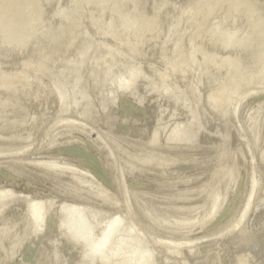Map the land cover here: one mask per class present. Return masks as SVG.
<instances>
[{
  "label": "rangeland",
  "instance_id": "obj_1",
  "mask_svg": "<svg viewBox=\"0 0 264 264\" xmlns=\"http://www.w3.org/2000/svg\"><path fill=\"white\" fill-rule=\"evenodd\" d=\"M38 1L33 22L42 17L43 24L31 21L29 28L0 9V264H141L143 250L132 242L137 235L152 253L146 264H264V0L255 6L254 0L248 6L245 0H133L142 19L131 0ZM123 2L137 22L129 19L132 12L118 16ZM229 4L241 10L232 12ZM256 6L263 17L253 18ZM206 7L215 14L204 21ZM191 8L199 11L193 15ZM146 11L156 17L153 29ZM70 70L78 79L66 78ZM34 204L41 207L39 226L31 217ZM115 216L127 246L116 251L109 243L111 258L92 259L91 246ZM127 227L134 238L122 232Z\"/></svg>",
  "mask_w": 264,
  "mask_h": 264
},
{
  "label": "bare ground",
  "instance_id": "obj_2",
  "mask_svg": "<svg viewBox=\"0 0 264 264\" xmlns=\"http://www.w3.org/2000/svg\"><path fill=\"white\" fill-rule=\"evenodd\" d=\"M40 1H41V0H40ZM97 1H98V0H97ZM97 1H96V2H97ZM102 1H103V0H102ZM114 1H115V0H113V2H114ZM125 1L127 2L128 0H125ZM125 1H124V2H125ZM215 1H216V0H215ZM215 1H214V2H215ZM217 1H218V2H217ZM217 1H216V2L219 3V0H217ZM221 1H222V0H221ZM234 1H235V0H233L232 3H233ZM238 1L241 2L242 0H238ZM243 1H244V0H243ZM243 1H242V4H243ZM245 1H246V3H247V6H248V2H249V1H247V0H245ZM250 1H251V0H250ZM255 1H257V0L251 1V2L254 3V6L256 5V2H255ZM260 1H261V0H258L257 3H259ZM38 2H39L38 0H0V9L2 8V11H4V14H3V15H5V12H7V11H11V12L13 13V14L11 15V18H13V17H12L13 15L16 16V17H18V19H21V25H22L23 27H24V26H27V27H28V26L30 25L31 21L33 22V18L35 17V15H36V17H38V15H40V14L38 13L39 10H40L39 5H38ZM49 2H50V0H49ZM49 2L47 1V3H49ZM81 2H82V0H81ZM84 2H85V1H84ZM99 2H100V1H99ZM124 2H123V5H121L122 2H120L121 4H118V5L121 6V8H122V7H124ZM129 2L131 3V2H133V0H131V1H129ZM135 2H136V1H134V3H133V4H134V6H133V10H134V11L136 10V12H138V13L135 14V12L132 11V7H131V9L129 10V12H130V11L132 12V13L130 12V13H131V17L129 18V19H131V20L133 19L132 16H134V14H135V17H136V16H139V11L141 10V9H139V10L137 11V9H135V5L137 4V3L135 4ZM206 2L209 3V0H206ZM211 2H212V6H214V8H215L216 3H215V5H213V1H211ZM223 2H224V1H223ZM226 2H227V1H225V3H226ZM236 2H237V0H236ZM236 2H234L233 4H235ZM262 2H263V4H264V1H262ZM42 3L44 4V0H43ZM77 3H78V2H77ZM111 3H112V0H111ZM194 3H195V1H194ZM194 3H193V4H194ZM198 3L200 4V1H199V2L197 1V5H196V3L194 4V5H196L195 7L198 6ZM202 3H203V0H202ZM220 3H221V2H220ZM229 3L231 4L230 0H229ZM249 3H250V2H249ZM253 3H252V4H253ZM43 4H40V5L43 6ZM107 4H108V3H107ZM109 4H110V3H109ZM115 4H117V3H114V5L112 4V5H113V6H112V9H113V7L115 6ZM127 4H128V3H127ZM131 4H132V3H131ZM131 4L128 5L129 8H130V5H131ZM133 4H132V5H133ZM204 4H205V6H207L206 3H204ZM221 4H222V3H221ZM230 4H229V5H230ZM240 4H241V3H240ZM259 4H261V3H259ZM44 5H46V4H44ZM47 5L50 6L49 4H47ZM51 5H52V4H51ZM78 5H79V4H78ZM86 5H87V3H86ZM231 5H232V4H231ZM231 5H230L229 8H231L230 10H232V12H233V10H234V6H237L236 9L240 8V6L238 7V5H233V9H232ZM249 5H250V4H249ZM257 5H258V4H257ZM53 6H54V5H53ZM119 6H118V7H119ZM128 6H127V7H128ZM190 6H191V5H190ZM200 6H201V5H200ZM202 6H203V5H202ZM205 6H203V7H205ZM220 6H221V5H220ZM227 6H228V3H227ZM243 6L246 8V10L248 9L247 6H245V5H243ZM252 6H253V5H252ZM46 7H47V6H44L43 8H46ZM116 7H117V5H116ZM116 7H114V11L116 10ZM127 7H126V8H127ZM195 7H194V8H195ZM210 7H211V6H209V8H210ZM216 7H218V6H216ZM224 7H225V6H224ZM244 7H243V8H244ZM250 7H251V5H250ZM250 7H249V8H250ZM259 7H260V6H259ZM259 7L257 8V6H256L255 11L258 10ZM261 7H262V6H261ZM43 8H42V10H43ZM121 8H120V12H119L120 15L117 13V11H115V12H116V13L118 14V16L120 17L121 14H122L123 11H124L123 14H124V16H125L126 19H127V17H128L127 15H129L130 13H127V14L125 13V12H126V11H125V7H124V10L121 9ZM129 8H127V9H129ZM201 8H202V7H201ZM214 8H210V9H212V11H213ZM219 8H220V7H219ZM225 8H226V7H225ZM227 8H228V7H227ZM88 9H89V7H88ZM191 9H192V8H191ZM206 9H207V7H206ZM206 9H202V10H203V13H202V11H200L202 14L205 13L204 16H203V15H200V12H199V15L201 16L200 18H204V17H205V18H204V19H205L204 21H206V20L208 19L209 15H211V14L214 12V11H213V12H211V14H209V10L207 9V11H208V14H207V13H206L207 11L204 12V10H206ZM221 9H223V7H222ZM42 10L40 11V13H41L42 15H44V14H48V13H47V12H48L47 9L43 10V12H46V10H47L46 13H43ZM75 10H76V9H75ZM117 10H118V8H117ZM121 10H122V11H121ZM224 10H225V9H224ZM226 10H227V12H228V11L231 12V11L228 10V9H226ZM240 10H241V9H240ZM240 10L238 9V11H240ZM242 10H243V9H242ZM244 10H245V9H244ZM248 10L251 11V9H248ZM253 10H254V8H252V14H253ZM259 10H260V9H259ZM262 10H264V6H263V9L261 8V11H262ZM49 11H50V10H49ZM85 11H86V10H85ZM193 11H196V9H192V12H191V10H190V12H191V13H194L193 15H195V12H193ZM197 11H199V10H197ZM197 11H196V12H197ZM210 11H211V10H210ZM215 11H216V9H215ZM238 11L236 12V10H235L236 13H238ZM261 11H259V14L261 13ZM56 12H57V10H56ZM127 12H128V11H127ZM133 12H134V13H133ZM140 12H141V11H140ZM142 12H143V10H142ZM142 12H141V13H142ZM146 12L148 13L149 11H146ZM183 12H184V11H183ZM227 12L225 11V13H227ZM229 12H228V13H229ZM235 12H234V13H235ZM256 12H257V11H256ZM262 12H263V11H262ZM0 13H1V12H0ZM9 13H10V12H9ZM9 13L7 12V14H9ZM84 13H85V12H84ZM84 13H83V14H84ZM141 13H140V16L143 14V13H142V14H141ZM149 13H150V12H149ZM149 13H148V14H149ZM228 13H227V15L225 14V16H227L226 18H229V16H230V15L228 16ZM236 13H235V14H236ZM37 14H38V15H37ZM51 14H52V13H51ZM51 14H50V15H51ZM64 14H65V13H64ZM74 14H76V13H74ZM88 14H89V13H88ZM117 14H116V15H117ZM123 14H122V16H123ZM144 14H145V13H144ZM148 14H147V16H148ZM213 14H215V13H213ZM216 14H217V13H216ZM219 14H220V13H219ZM221 14H222V13H221ZM230 14H232V13H230ZM254 14H255V15H254ZM254 14H253V16H254L253 18H255L256 14L258 15V12H257V13H254ZM263 14H264V13H263ZM9 15H10V14H9ZM50 15H49V17H51ZM54 15H55V14H54ZM68 15H69V14H68ZM116 15H115V16H116ZM149 15H150V17L153 18V16H151L152 14H149ZM245 15H246V14H245ZM5 16H6V15H5ZM47 16H48V15H47ZM83 16H84V15H83ZM115 16H114V18H116ZM118 16H117V18L119 19ZM140 16H139V19H142V18H140ZM143 16H144V15H143ZM145 16H146V15H145ZM147 16H146V17H147ZM202 16H203V17H202ZM206 16H208V17L206 18ZM212 16H213V15H212ZM215 16H216V15H215ZM217 16H218V15H217ZM231 16L233 17V14H232ZM231 16H230V17H231ZM235 16H236V19H237V14H236ZM235 16L233 17L234 20H235ZM240 16H241V15H240ZM260 16L263 17V15H260ZM260 16L258 15L259 18H261ZM2 17H3V16H2ZM2 17H1V20H2ZM39 17H40V16H39ZM45 17H46V16H45ZM49 17H47V18H49ZM64 17H65V16H64ZM90 17H91V16H90ZM146 17H144L145 20H146ZM193 17H195V20H196L197 15H196V16H193ZM198 17H199V16H198ZM198 17H197V18H198ZM244 17H246V16H243L242 18L244 19ZM47 18H45L46 21H47ZM51 18H53V17H51ZM51 18H50V20H51ZM117 18H116V20H117ZM120 18L122 19V17H120ZM148 18H149V16H148ZM152 18H150V20H151ZM155 18H156V17H155ZM155 18H153V22L155 23V25L152 26V29L156 26V22H155L156 20H154ZM164 18H166V17H164ZM180 18H181V17H180ZM218 18H219V16H218ZM233 18H232V20H233ZM238 18H239V14H238ZM259 18H257L256 21L259 20ZM4 19H5V17H4ZM9 19H10V17H9ZM37 19H38V18H37ZM37 19L35 18V20H34L35 22H33L34 24L38 21ZM40 19H41V21H40V22L38 21L39 23L37 22L38 24H36V25H39L40 23L43 24V21H42L43 18L40 17ZM136 19L139 20L138 17H137ZM166 19H167V18H166ZM229 19H230V18H229ZM263 19H264V18H263ZM7 20H8V18H7ZM50 20H49V21H50ZM67 20H68V19H67ZM70 20H71V19H70ZM83 20H84V19H83ZM113 20H115V19H113ZM116 20H115V22H116ZM137 20H134V21L132 20V24H133V22H135V21L137 22ZM184 20H187V19H184ZM184 20H183V21H184ZM199 20H200V19H199ZM245 20H246V18H245ZM247 20H248V19H247ZM247 20H246V21H247ZM250 20H252V17H251V19H249V21H250ZM260 20H262V19H260ZM2 21H3V20H2ZM44 21H45V20H44ZM86 21H87V20H85V23H86ZM123 21H124V20H123ZM125 21H127V20H125ZM125 21H124V22H125ZM128 21H129V20H128ZM141 21H142V20H141ZM141 21H140V23H141ZM146 21H147V20H146ZM151 21H152V20H151ZM151 21H150V22H151ZM157 21H158V20H157ZM160 21H161V20H160ZM178 21L180 22L181 20L179 19ZM190 21H191V22H195L194 19H193V21H192L191 18H190ZM196 21H197V20H196ZM202 21H203V20H202ZM204 21L202 22L203 24H205ZM225 21H226V20H225ZM225 21H223V22H225ZM227 21H228V20H227ZM229 21H230V20H229ZM240 21H241V17H240ZM240 21H239V22H240ZM5 22H6V21H5ZM5 22H4V23H5ZM118 22H119V21L117 20L116 23H118ZM121 22H122V21L120 20V23H121ZM124 22H123V27H124ZM129 22H131V21H129ZM129 22H128V23H129ZM142 22H143V21H142ZM153 22H151V23H153ZM164 22H165V21H164ZM198 22H199V24H201L200 21H198ZM198 22H197V23H198ZM250 22H251V21H250ZM253 22H254V19H253L251 25L255 23V22H254V23H253ZM257 22L260 23V21H257ZM257 22H256V24H257ZM263 22H264V21H263ZM57 23H58V22H57ZM71 23H72V22H71ZM80 23H81V20H80ZM138 23H139V22H138ZM151 23H150V25H152ZM180 23H181V22H180ZM197 23L195 22V25H196V26H197ZM259 23H258V27H259ZM8 24H9V23H8ZM78 24H79V23H78ZM125 24H127V22H126ZM134 24H135V23H134ZM145 24H147V23H145ZM181 24H182V23H181ZM193 24H194V23H193ZM199 24H198V29H199V28L201 27V25H202V24H201V25H199ZM217 24H218V23H217ZM226 24H227V23H226ZM232 24H233V23H232ZM260 24H262V23H260ZM1 25H2V24H1ZM12 25H13V24H12ZM67 25H68V23H67ZM76 25H77V24H76ZM110 25H112V23H110ZM114 25H115V24H114ZM121 25H122V23L120 24V27H121ZM127 25H129V24H127ZM141 25H144V23H143V24L141 23ZM141 25L139 24V27H141ZM158 25H159V24H157V26H158ZM179 25H180V24H179ZM179 25H176V27L179 26ZM206 25H207V23H206ZM206 25H205V28H206ZM213 25H214V24H213ZM221 25H222V24H221ZM229 25H230V24H229ZM262 25H263V24H262ZM7 26H8V25H7ZM7 26H6V28H7ZM16 26H17V25H16ZM32 26H33V25H32ZM48 26H49V24L47 23V27H48ZM65 26H66V25H65ZM79 26H80V25H79ZM129 26H131V23H130ZM144 26H145V25H144ZM144 26H143V28H144ZM182 26H183V25H182ZM196 26H195V27H196ZM23 27H22V28L19 27V28L23 29ZM35 27H36V26H34L33 28H35ZM38 27H39V26H38ZM42 27H43V25H42ZM50 27H51V26H50ZM76 27H77V26H76ZM84 27H85V25H84ZM139 27H138V25H137L136 30L134 29V31H137V28H139ZM176 27H174L175 30L173 29L175 34H176L177 32H179V29H180V27H179V29H178V27H177V29H176ZM187 27H188V26H187ZM189 27H190V25H189ZM212 27H213V26H212ZM230 27H231V25H230ZM28 28H29V27H28ZM56 28H57V27H56ZM126 28H127V27H126ZM150 28H151V26H150ZM150 28H148V30H149ZM184 28H185V27H184ZM184 28H183V30H184ZM202 28H203V26H202ZM205 28H204V31H205ZM255 28H257V25L255 26ZM10 29H11V28H10ZM24 29H25V28H24ZM68 29H69V28H68ZM81 29H82V28H81ZM146 29H147V26H146ZM152 29H150V30H152ZM193 29H194V28H193ZM198 29H196V32H197ZM206 29H207V28H206ZM259 29H260V28H259ZM259 29H258V30H259ZM261 29H262V28H261ZM2 30H3V29H2ZM35 30H36V28H35ZM46 30H47V29H46ZM53 30H54V28H53ZM122 30H123V28H122ZM128 30H129V29H128ZM131 30H132V29H131ZM141 30H142V28H141ZM173 30H172V32H173ZM183 30H182V31H183ZM191 30H192V29H191ZM191 30H190V31H191ZM251 30H252V27H251ZM253 30H254V27H253ZM255 30H256V29H255ZM255 30H254V35L258 33V32H255ZM262 30H263V29H262ZM262 30H261V32H262ZM8 31H9V30H8ZM25 31H26V30H25ZM49 31H50V29H49ZM51 31H52V30H51ZM95 31H96V30H95ZM259 31H260V30H259ZM263 31H264V30H263ZM3 32H4V30H3ZM44 32H45V31H44ZM52 32H54V31H52ZM52 32H51V33H52ZM67 32H68V31H67ZM77 32H78V29H77ZM183 32H184V31H183ZM187 32H189V29L187 30ZM261 32H259V34H260ZM9 33H10V31H9ZM38 33H39V32H37V37H39V36L41 35L40 33H39V34H38ZM54 33H55V32H54ZM72 33H73V31H72L71 33H69L68 35H70V34H72ZM78 33H79V32H78ZM78 33H77V34H78ZM137 33H138V31L136 32V35H135V33H134V35L137 36ZM174 33H173V35H174ZM180 33H181V30H180ZM189 33H190V32H189ZM232 33H233V32H232ZM251 33H253V32H249L250 35H251ZM262 33H263V32H262ZM262 33H261V34H262ZM14 34H15V33H13L11 36H13ZM34 34L36 35V31H35ZM45 34H46V33H45ZM86 34H87V33H86ZM197 34H198V33H197ZM7 35H8V34H7ZM29 35H30V33H29ZM32 35H33V32H32ZM38 35H39V36H38ZM68 35H67V36H68ZM115 35H116V34H115ZM171 35H172V34L169 33V36H168V37H171ZM179 35H180V34H178V37H180ZM181 35H183V34H181ZM186 35H188V34H186ZM190 35H191V34H190ZM193 35H195V34H193ZM224 35H225V34H224ZM257 35H258V34H257ZM23 36H24V35H23ZM23 36H22V38H23ZM27 36H28V34L26 35V37H27ZM42 36H43V35H42ZM44 36H45V35H44ZM49 36H50V35H49ZM174 36H175V35H174ZM19 37H20V36H19ZM26 37H24V38H26ZM33 37H35V36L33 35ZM33 37L31 36L30 38H33ZM58 37H59V35H58ZM77 37H78V36H77ZM131 37H132V34H131ZM175 37H176V36H175ZM175 37H174V38H175ZM192 37H194V36H192ZM9 38H10V37H9ZM11 38H13V37H11ZM53 38H54V37H53ZM59 38H60V37H59ZM74 38H75V36H74ZM83 38H84V37H83ZM86 38H87V37H86ZM111 38H112V36H111ZM181 38H182V37H181ZM188 38H190V36H188ZM231 38H232V37H231ZM231 38H230V39H231ZM14 39H15V36H14ZM20 39H21V37L18 39V41H19ZM39 39H40V38H39ZM39 39H38V40H39ZM61 39H62V38H61ZM61 39H59L58 41H60ZM81 39H82V38H81ZM81 39H80V40H81ZM117 39H118V38H117ZM117 39H116V40H117ZM131 39H132V38H131ZM176 39H178V38H176ZM182 39H183V38H182ZM27 40H28V37H27ZM27 40L25 39V42H26ZM34 40H35V39H34ZM34 40H33V41H34ZM40 40H41V39H40ZM46 40H48V39H46ZM49 40H50V39H49ZM55 40H56V39H55ZM120 40H121V39H120ZM135 40H137V39H135ZM169 40H170V38H169ZM190 40L193 41L191 38H190ZM15 41H16V39H15ZM28 41L30 42V39H29ZM28 41H27V42H28ZM44 41H45V40H44ZM112 41H113V40H112ZM129 41H130V39H129ZM195 41H196V40H195ZM209 41H210V40H209ZM215 41H217V40H215ZM215 41H213V42H215ZM218 41H219V40H218ZM218 41H217V42H218ZM23 42H24V41H23ZM23 42H22V40H21V45H20V46H23V44H24V46H27V45L29 44V42H28V44H25V43H23ZM35 42H37V39L35 40ZM38 42H39V43H37V45H36V44H35V45H36V48H37V49L40 48L38 51H41V43H42V45H43V42H41V41H38ZM40 42H41V43H40ZM75 42H76V40H75ZM78 42H79V41H78ZM122 42H123V41H122ZM174 42H175L176 44L178 43V41H177V42L174 41ZM213 42H212V43H213ZM231 42H232V39H231ZM16 43H17V42H16ZM32 43H33V42H32V40H31V44H30V45H32ZM56 43L58 44V48H59V43H58L57 41H56ZM63 43H65L64 40H63ZM66 43H67V41H66ZM68 43H69V41H68ZM73 43H74V42H73ZM215 43H216V42H215ZM215 43H214V44H215ZM19 44H20V43H17L16 45L18 46ZM39 44H40V46H39ZM176 44H175V45H176ZM206 44H207V43H206ZM206 44H205V46H206ZM214 44H213V45H214ZM62 45H63V44L61 43V46H62ZM70 45H71V44H70ZM77 45H78V43H77ZM112 45H113V44H112ZM121 45H122V44H121ZM195 45L198 46L197 43H196ZM202 45H203V43H202ZM208 45H212V44H210V42H209ZM208 45H207V47H208ZM38 46H39V47H38ZM61 46H60V47H61ZM68 46H69V45H68ZM124 46H125V45H124ZM130 46H131V45H130ZM197 46H196V48H197ZM235 46H236V44H235ZM28 47H30V46L28 45ZM31 47H33V46H31ZM54 47H57V45H54ZM76 47H78V46H76ZM192 47H193V46H192ZM207 47H206V48L204 47V49L207 50ZM209 47H210V46H209ZM209 47H208V48H209ZM212 47H213V46H212ZM255 47H256V46H255ZM65 48H66V47H65ZM117 48H119V47H117ZM189 48H190V47H189ZM200 48H201V46H200ZM202 48H203V47H202ZM53 49H54V48H53ZM56 49H57V48H56ZM56 49H55V50H56ZM68 49H69V48H68ZM128 49H129V48H128ZM174 49H175V48H174ZM197 49H198V48H197ZM257 49H258V48H257ZM55 50H53V51H55ZM60 50H61V49H60ZM63 50H64V49H63ZM122 50H123V49H122ZM206 50H204V52H205ZM42 51H43V50H42ZM46 51L49 52L48 50H46ZM71 51H72V49H71ZM74 51H75V49H74ZM74 51H73V52H74ZM199 51H200V50H199ZM202 51H203V50H201L200 52L202 53ZM211 51H212V49H211ZM47 52H46V54H47V56H48V53H47ZM174 52H175V51H174ZM188 52H190V51H188ZM204 52H203V54H204ZM208 52H210V51H208ZM58 53H59V51H57V54H58ZM68 53H69V51H68ZM105 53H106V52H105ZM120 53H121V52H120ZM184 53H185V52H184ZM41 54L44 55L45 52H43V53L41 52ZM59 54H60V53H59ZM82 54H83V53H82ZM198 54L200 55L199 52H198ZM37 55L41 56L40 54H37ZM52 55H53V54H52ZM55 55H56V54H55ZM188 55H189V54L186 55L187 58H188ZM205 55H206V53H205ZM53 56H54V55H53ZM69 56H71V55H69ZM69 56H68V57H69ZM103 56H104V55H103ZM106 56L108 57V55H106ZM177 56H178V55H177ZM184 56H185V55H184ZM194 56H195V54H194ZM236 56H237V55H236ZM238 56H239V55H238ZM41 57H42V56H41ZM44 57H45V55H44ZM44 57H43V58H44ZM110 57H111V56H110ZM202 57H203V56H202ZM228 57H229V56H228ZM230 57H232V56H230ZM3 58H4V57H3ZM37 58H38V57H37ZM168 58H169V56H168ZM181 58H182V57H181ZM212 58H213V57H212ZM237 58H238V57H237ZM6 59H7V58H6ZM65 59H66V58H65ZM68 59H69V58H68ZM70 59H71V58H70ZM113 59H114V58H113ZM171 59H172V58H171ZM176 59H177V58H176ZM188 59H189V58H188ZM188 59H187V60H188ZM196 59H197V58H196ZM230 59H231V58H230ZM233 59H235V58H233ZM233 59L230 60V61H231L230 64H227V61H228V60H227L225 63H226L227 65H230V66H231V64H234V63H232V60H233ZM35 60H36V57H35ZM39 60H40V59H39ZM111 60H112V58H111ZM185 60H186V59H185ZM185 60H184V61H185ZM240 60H241V59H240ZM65 61H66V60H65ZM69 61H71V60H69ZM106 61H107V60H106ZM135 61H136V60H135ZM189 61H190V60H188V64H189ZM195 61H196V60H195ZM63 62H64V61H63ZM104 62H105V61H104ZM111 62H112V61H111ZM169 62H171V60H170ZM172 62H173V61H172ZM198 62H199V61H198ZM198 62H197V63H198ZM228 62H229V61H228ZM61 63H62V61H61ZM112 63H113V62H112ZM180 63H181V61H180ZM192 63H193V62H192ZM210 63H211V62H210ZM235 63H236V61H235ZM42 64H43V63H42ZM64 64H65V63H64ZM68 64H69V63H68ZM107 64H108V62H107ZM137 64H138V63H137ZM167 64H168V63H167ZM167 64H166V69L168 70ZM208 64H209V63H208ZM226 64H225V65H226ZM237 64L239 65V63H237ZM243 64H244V63H243ZM15 65H16V64H15ZM22 65H23V64H22ZM179 65H180V64H179ZM197 65H198V64H197ZM218 65H219V64H218ZM11 66H12V65H11ZM39 66H41V64H39ZM39 66L37 65V67H39ZM42 66H43V65H42ZM70 66H71V65H70ZM125 66H126V64H125ZM177 66H178V65H177ZM177 66H176V67H177ZM184 66H185V65H184ZM184 66H183V67H184ZM211 66H212V65H211ZM230 66H229V67H230ZM235 66H236V65H235ZM45 67H46V66H45ZM59 67H60V66H59ZM163 67H164V66H163ZM171 67H172V66H171ZM207 67H208V66H207ZM225 67H226V66H225ZM238 67H239V66H238ZM248 67H249V65H248ZM40 68H41V67H40ZM70 68H71V67H70ZM174 68H175V67H174ZM221 68H222V67H221ZM249 68H250V67H249ZM11 69H12V68H11ZM43 69H44V67H43ZM73 69H74V68H73ZM131 69H132V68H131ZM177 69H178V68H177ZM207 69H208V68H207ZM222 69H223V68H222ZM222 69H220V70H222ZM226 69H228V67H227ZM171 70H172V69H171ZM173 70H174V69H173ZM242 70H243V69H242ZM245 70H246V69H245ZM6 71H7V69H6ZM8 71H9V70H8ZM19 71H20V70H19ZM19 71H18V72H19ZM132 71H133V70H132ZM135 71H136V70H135ZM215 71H216V70H215ZM41 72H42V71H41ZM69 72H72V70L68 71V74H69ZM75 72H77V71H74V73H72V74L70 73L69 76H68V75H65L66 78H67V77H70V78H71V75H72V78H73L74 80L78 79V75H77V73H76V78H74V77H75V75H74ZM137 72H138V71H136V74H137ZM165 72H166V71H165ZM172 72H175V71H172ZM172 72H171V73H172ZM184 72H185V71H184ZM225 72H227V71H225ZM234 72H235V71H234ZM240 72H241V71H240ZM244 72H245V71H244ZM246 72H247V71H246ZM1 73H2V72H1ZM1 73H0V74H1ZM3 73H4V72H3ZM27 73H29V72L27 71ZM42 73H43V72H42ZM59 73H61V72H59ZM66 73H67V70H66L65 74H66ZM228 73H229V72H228ZM4 74H6V72H5ZM14 74H15V73H14ZM14 74H13V76H14ZM61 74L64 75L63 72H62ZM61 74H60V75H61ZM134 74H135V73H134ZM136 74H135V75H136ZM173 74H174V73L171 74L172 77H173ZM238 74H239V73H238ZM10 75H12V74H10ZM22 75H24V74H22ZM28 75H29V74H28ZM28 75H27V76H28ZM60 75H59V78H60ZM63 75L61 76L62 78H63ZM95 75H96V73H95ZM140 75H141V74H140ZM168 75H169V74H168ZM176 75H177V73H176ZM211 75H212V74H211ZM224 75H226V74H224ZM232 75H234V74H232ZM246 75H247V74H246ZM246 75H245V76H246ZM0 76H2V75H0ZM18 76H19V74H18ZM39 76H40V75H39ZM65 76H64V77H65ZM136 76H137V75H136ZM230 76H231V75H230ZM15 77H16V76H15ZM168 77H169V76H168ZM168 77L166 76V79H167ZM226 77H227V76H226ZM234 77H235V76H234ZM10 78H11V77H10ZM17 78H18V77H17ZM72 78H71V79H72ZM238 78H239V77H238ZM238 78H236L235 80H237ZM250 78H251V77H250ZM1 79H2V77H1ZM1 79H0V80H1ZM18 79H19V78H18ZM18 79H17V82H18ZM68 79H69V78H68ZM206 79H207V78H206ZM210 79H212V78H210ZM223 79H224V77H223ZM9 80H10V79H9ZM14 80H15V79H14ZM14 80H13L12 82H14ZM227 80H228V79H226V81H227ZM27 81H28V80H27ZM66 81H67V79H66ZM68 81H69V80H68ZM121 81H122V79H121ZM171 81H172V80H171ZM190 81H191V80L189 79V82H190ZM222 81H223V80H222ZM232 81H234V80L232 79L231 82H232ZM246 81H248V80H246ZM251 81H252V80H251ZM1 82H3V81H1ZM12 82H11V83H12ZM70 82L72 83L73 81L70 80ZM104 82H106V81H104ZM126 82H127V80H126ZM189 82H188V83H189ZM9 83H10V81H9ZM65 83H66V82H65ZM73 83H74V82H73ZM77 83H78V80H77ZM121 83H122V82H121ZM121 83H120V84H121ZM212 83H213V82H212ZM227 83H228V81H227ZM18 84H19V82H18ZM38 84H39V83H38ZM53 84H54V83H53ZM79 84H80V83H79ZM124 84H125V83H124ZM185 84H186V83H185ZM233 84H234V83H233ZM238 84H239V83H238ZM244 84H245V83H244ZM20 85H21V83H20ZM70 85L72 86V84H70ZM187 85H188V84H187ZM189 85H190V84H189ZM224 85H225V84H224ZM77 86L79 87V85H77ZM119 86L121 87V85H119ZM124 86H125V85H123V87H121V88H124ZM216 86H217V85H216ZM216 86H215V87H216ZM226 86H227V85H226ZM228 86H229V85H228ZM230 86H231V85H230ZM230 86H229V87H230ZM233 86H237V85L234 84V85H232V87H233ZM24 87H25V86H24ZM73 87H74V86H72V88H73ZM102 87H103V86H102ZM185 87H186V86H185ZM213 87H214V86H213ZM215 87H214V88H215ZM229 87H228V88H229ZM237 87H238V86H237ZM25 88H26V87H25ZM67 88H68V87H67ZM70 88H71V87H70ZM187 88H188V86H187ZM216 88H217V87H216ZM216 88H215V90H216ZM223 88H224V86H223ZM225 88H226V87H225ZM230 88H231V87H230ZM8 89H9V88H8ZM74 89H75V88H74ZM77 89H78V88H77ZM83 89H84V88H83ZM125 89H126V88H125ZM219 89L222 90L221 87H220ZM3 90H4V89H3ZM65 90H66V89H64V91H65ZM220 90L217 91L218 94H220V93H219ZM224 90H226V92L229 94V92H228L229 89H228V91H227V88H226V89H223L222 91L224 92ZM230 90H231V89H230ZM233 90H234V92L237 91V90H235V89H232V91H233ZM11 91H12V90H11ZM67 91H69V88H68ZM232 91H231V92H232ZM65 92H66V91H65ZM70 92H71V91H70ZM174 92H175V91H174ZM223 92H221V93H222V94L226 93V92H224V93H223ZM39 93H40V92H39ZM72 93H73V92H72ZM74 93H75V92H74ZM181 93H182V92H181ZM211 93H212V92H211ZM67 94H68V93H67ZM176 94H177V93H176ZM213 94H214V93H213ZM58 95H60V94L58 93ZM70 95H71V93H70ZM209 95H211V94L209 93ZM220 95H221V94H220ZM33 96H34V94H33ZM61 96L64 97V93L62 92V90H61ZM66 96H67V95H66ZM173 96H174V95H173ZM195 96H196V95H195ZM211 96L213 97V95H211ZM215 96H216V95H215ZM227 96H228V95H226V97H227ZM57 97H58V96H57ZM74 97H75V96H74ZM91 97H92V96H91ZM180 97H181V96H180ZM193 97H194V96H193ZM203 97H204V96H203ZM224 97H225V95H224ZM30 98H31V97H30ZM71 98H72V97H71ZM176 98H177V97H176ZM209 98H211V97H209ZM213 98H214V97H213ZM221 98H222V97L220 96V99H219V96H218V99H219V100H221ZM42 99H43V98H42ZM58 99H59V98H58ZM74 99H75V98H74ZM174 99H175V96L172 98V102H173ZM216 99H217V97H216ZM223 99H224V98H223ZM44 100H45V99H44ZM72 100H73V99H72ZM87 100H88V98H87ZM175 100H176V99H175ZM180 100H181V98H180ZM209 100H210V99H209ZM224 100H225V99H224ZM63 101H65V100H63ZM170 101H171V100H170ZM207 101H208V100H207ZM214 101H215V104L217 103L216 100L213 99V101H212V99H211V105H212V103H214ZM37 102H38V101H37ZM51 102H52V101H51ZM209 102H210V101H209ZM86 103H87V102H86ZM187 103H188V102H187ZM33 104H34V103H33ZM46 104H47V103H46ZM205 104H206V103H205ZM209 104H210V103H209ZM73 105H74V104H73ZM182 105H183V104H182ZM185 105H186V104H185ZM185 105H184V106H185ZM206 105H207V104H206ZM6 106H7V105H6ZM34 106H35V105H34ZM66 106H68V105H66ZM175 106H176V105H175ZM2 107H4V106H2ZM26 107H27V106H26ZM36 107H37V106H36ZM0 108H1V106H0ZM71 109H72V108H71ZM179 109H181V108H179ZM198 109H199V107H198ZM65 110H66V108H65ZM190 110H191V109H190ZM194 110H195V109H194ZM16 111H17V110H16ZM196 111H197V109H196ZM196 111H194V112H196ZM11 112H12V110H11ZM13 112H14V110H13ZM191 112H192V111H191ZM194 112H193V114H194ZM198 113H199V111H198ZM0 114H1V113H0ZM9 114H10V113H9ZM35 114H36V113H35ZM194 115H195V114H194ZM195 116H196V115H195ZM193 117H194V116H193ZM193 117H192V118H193ZM199 117H200V116H199ZM199 117H198V118H199ZM222 117H223V115H222ZM33 118H34V117H33ZM224 118H225V117H224ZM224 118H223V119H224ZM14 119H15V118H14ZM33 120H34V119H33ZM7 121H8V120H7ZM194 121H195V118H194ZM4 122H5V121H4ZM222 122H223V121H222ZM30 123H31V122H30ZM33 123H34V122H33ZM200 123H201V122H200ZM29 125H30V124H29ZM150 125H151V124H150ZM204 126H205V125H204ZM28 127H29V126H28ZM162 127H163V126H162ZM176 127H177V126H176ZM178 127H179V126H178ZM218 127H219V126H218ZM216 128H217V127H216ZM189 129H190V128H189ZM220 129H221V128H220ZM174 130H175V132L172 130L173 133H174V135H176V134L179 135V133H180V128H176V129H174ZM213 130H214V128H213ZM213 130H212V132H213ZM192 132H193V131H192ZM200 133H201V132H200ZM210 133H211V131H210ZM24 134H25V133H24ZM30 134H31V133H30ZM71 134H73V133H71ZM157 134H158V133H157ZM0 135H1V134H0ZM166 135H167V134H166ZM153 136H154V135H153ZM176 137H177V136H176ZM171 139H172V137H171ZM155 140H156V139H154V141H155ZM174 140H176V139H174ZM171 141H172V140H171ZM140 142H141V141H140ZM150 142H151V141H150ZM116 143H117V141H116ZM188 143H189V142H188ZM140 144H141V143H140ZM113 145H114V144H113ZM172 145H173V144H172ZM207 145H208V144H207ZM4 146H5V144H4ZM149 146H150V145H149ZM211 146H212V145H211ZM122 147H123V146H122ZM122 147H121V148H122ZM135 147H136V146H135ZM191 147H192V145H191ZM219 147H220V146H219ZM88 148H89V147H88ZM208 148H209V147H208ZM221 148H222V147H221ZM225 148H226V147H225ZM119 149H120V148H119ZM135 149H136V148H135ZM148 150H149V149H148ZM152 150H153V149H152ZM207 150H208V149H207ZM222 150H224V149H222ZM85 151H86V150H85ZM124 151H126V150H124ZM208 151H209V150H208ZM128 152H129V151H128ZM205 152H206V151H205ZM98 153H99V152H98ZM219 153H220V152H219ZM221 153H222V152H221ZM125 154H127V152H125ZM139 154H140V153H139ZM174 154H175V153H174ZM123 155H124V154H123ZM182 155H183V154H182ZM120 156H122V155H120ZM141 156H142V154H141ZM159 157H160V156H159ZM104 158H105V157H104ZM120 158H122V157H120ZM157 158H158V157H157ZM128 159H131V158H128ZM145 160H146V159H145ZM223 160H224V159H223ZM143 161H144V159H143ZM146 161H147V160H146ZM170 162H172V161H170ZM103 163H104V162H103ZM126 163H127V162H126ZM137 163H138V160H137ZM144 163H145V162H144ZM220 163H221V162H220ZM261 163H262V162H261ZM108 164H109V163H108ZM132 164H133V163H132ZM141 164H142V163H141ZM218 164H219V163H218ZM133 166H134V165H133ZM220 166H221V165H220ZM226 167H227V166H226ZM230 168H231V167H230ZM230 168H229V169H230ZM84 169H85V168H84ZM88 169H89V168H88ZM88 169H87V171H88ZM132 169H133V168H132ZM139 169H140V167H139ZM219 169H220V168H219ZM91 170H92V169H91ZM91 170L89 169V171H91ZM94 170H95V169H94ZM129 170H130V168H129ZM81 171H82V170H81ZM262 171H263V170H262ZM84 172H85V174L87 173L86 171H84ZM91 172L94 173L93 170H92ZM161 172H162V171H161ZM81 173H82V172H81ZM225 173H226V172H225ZM83 174H84V173H83ZM85 174H84V175H85ZM88 174H89V173H88ZM79 175H80V174H79ZM93 175H94V174H93ZM152 175H153V174H152ZM91 176H92V175H91ZM210 176H211V175H210ZM223 176H224V175H223ZM236 176H237V175H236ZM84 177H86V176H84ZM92 177H93V176H92ZM197 177H198V176H197ZM216 177H217V176H216ZM224 177H225V176H224ZM80 178H81V177H80ZM89 178H90V177H89ZM210 178H212V177H210ZM227 178H228V177H227ZM219 180H220V179H219ZM84 181H85V180H84ZM211 182H212V181H211ZM83 184H84V183H83ZM185 184H186V183H185ZM200 185H201V184H200ZM218 185H219V184H218ZM169 187H170V186H169ZM196 187H197V186H196ZM226 187H227V186H226ZM76 188H77V187H76ZM211 188H212V187H211ZM99 190H100V189H99ZM181 190H182V189H181ZM210 190H211V189H210ZM76 191H77V190H76ZM183 191H184V190H183ZM103 192H104V191H103ZM184 192H185V191H184ZM86 193H87V192H86ZM72 194H73V193H72ZM166 194H167V193H166ZM107 195H108V194H107ZM186 195H187V194H186ZM205 195H206V194H205ZM182 197H183V195H182ZM165 198H166V197H165ZM175 198H176V197H175ZM106 199H107V198H106ZM107 200H108V199H107ZM170 201H171V200H170ZM105 202H106V201H105ZM94 203H95V202H94ZM39 206H40V205H39ZM39 206H38V204H37V206L34 204V206L32 207V209L30 208V211H31V217H33V222L35 221V223H36L35 226H39V222L41 221V219H40L41 215H39V214H41V212H40V211H41V207H39ZM150 206H151V205H150ZM244 210H246V209H244ZM142 212H143V210H142ZM143 213H144V212H143ZM243 214H244V213H243ZM114 215H115V214H114ZM171 215H172V214H171ZM97 217H98V216H97ZM89 218H90V217H89ZM110 218H111V217H110ZM142 218H143V217H142ZM119 219H121V218L115 216V217H113L110 221H108V222L106 223V225L104 224L105 227L103 228V231H102L101 235H99V237L94 241L93 245H92L91 248H90V251H89V253H88L89 257H91L92 259H93V258H98V259L101 258L102 261H104V260H103V259L105 258V257L103 258L104 254L106 255V258L108 257L107 259H109V257L113 255V254H112V255L110 254V256H109V253L105 250L106 247L109 245V243H111V244L113 243V246H115L116 248H117V247H121V246H123L124 244H126V246H127V243H128V242L125 241V240L121 237V233H120L119 235L116 234L117 232H119V231L122 229L121 221H120ZM162 219H163V218H162ZM99 220H100V219H99ZM149 221H150V220H149ZM156 221H158V219H157ZM88 222H89V221H88ZM141 222H142V221H141ZM143 222H144V221H143ZM147 222H148V221H147ZM162 222H163V221H162ZM35 223H34V224H35ZM96 223H97V222H96ZM102 224H103V223H102ZM159 224H160V223H159ZM164 224H165V223H164ZM97 225H98V224H97ZM143 227H144V226H143ZM82 228H83V223L77 225V227L75 228V231L79 232L80 230H82ZM146 228H147V227H146ZM160 228H161V227H160ZM76 229H77V230H76ZM126 229H129V230H126ZM100 230H101V229H100ZM125 230H126V231H125ZM130 230H131V229H130L129 227H127V228H124V230H123L122 232H126V233H127V232H129ZM165 230H166V229H165ZM71 231H72V230H71ZM73 231H74V230H73ZM25 232H27V231H25ZM30 232H31V231H30ZM68 232H69V231H68ZM120 232H121V231H120ZM131 232H132V231H131ZM131 232H129L128 235H131V234H130ZM70 233H71V232H70ZM82 233H83V232H82ZM143 233H144V232H143ZM243 234H244V233H243ZM243 234H242V235H243ZM135 236H136V235H134V236L131 235V237H133V238H134ZM7 237H9V235H8ZM4 238H5V237H4ZM11 238H12V237H11ZM5 239H6V238H5ZM73 239H74V237H73ZM233 239H234V238H233ZM77 240H78V239H77ZM132 242H135V243H134L135 246H136V247L134 246V247H135V250H136V249H140V248L143 250L142 254L139 255L140 257L138 258V259H139L138 262L141 263V264H142V263H145V264H146V261L149 260L148 258H149V256H150L152 253L149 254L150 251L148 250V248L145 247V245H144V243H143V241H142V238L140 239V238L138 237V235H137V237L135 238V241H134V239H133ZM224 243H225V242H224ZM74 244H75V243H74ZM130 244H133V243L130 242ZM151 247H152V246H151ZM122 248H123V247H122ZM113 249H114V247H113ZM119 249H120V248H119ZM224 249H225V248H224ZM189 250H190V249H189ZM116 251H118V248L116 249ZM173 251H174V250H173ZM153 252H154V251H153ZM155 252H156V251H155ZM203 252H205V251H203ZM50 253H51V252H50ZM112 253H113V252H112ZM156 253H157V252H156ZM175 253H176V252H175ZM2 254H3V253H2ZM86 254H87V253H86ZM114 254H115V253H114ZM158 254H159V253H158ZM237 254H238V253H237ZM3 256H4V255H3ZM86 256H87V255H86ZM87 257H88V256H87ZM91 258H90V259H91ZM110 258H111V257H110ZM239 258H240V257H239ZM61 259H62V258H61ZM55 261H56V260H55ZM102 261H101V262H102ZM56 262H57V261H56ZM242 262H243V261H242ZM83 264H84V262H83ZM150 264H151V263H150Z\"/></svg>",
  "mask_w": 264,
  "mask_h": 264
}]
</instances>
